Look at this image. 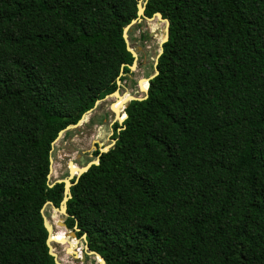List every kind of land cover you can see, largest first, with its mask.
<instances>
[{
  "label": "trees",
  "instance_id": "16d2710c",
  "mask_svg": "<svg viewBox=\"0 0 264 264\" xmlns=\"http://www.w3.org/2000/svg\"><path fill=\"white\" fill-rule=\"evenodd\" d=\"M138 1L0 0V264H55L52 143L131 75ZM144 8L169 22L158 75L70 188L64 228L106 264H264V0Z\"/></svg>",
  "mask_w": 264,
  "mask_h": 264
},
{
  "label": "rangeland",
  "instance_id": "374dc122",
  "mask_svg": "<svg viewBox=\"0 0 264 264\" xmlns=\"http://www.w3.org/2000/svg\"><path fill=\"white\" fill-rule=\"evenodd\" d=\"M165 23L158 17L154 16L150 20H142L140 27L135 25L129 30L128 36L129 47L137 54V68L132 71L131 75L120 83L119 95L143 98L144 93L140 91L138 81L147 79L152 75L154 70L155 55L160 51V44L164 39ZM138 64H141V66ZM147 88V84H146ZM115 97H107L100 101L97 107L89 114L84 116L80 126L71 128L69 138H63L64 134L55 141L53 147V172L50 174L48 182L52 184L55 181H64L68 179L69 163L79 168L84 167L89 160L93 159V152L100 150L103 146L111 144L112 135L115 125L119 123L111 110V105L115 102ZM120 106L121 117L124 115L123 107ZM101 145V147H100ZM92 162V161H91ZM44 216L47 224L51 227L52 233H62L64 236L75 242V248H69L59 241H52L53 251L57 254V260L61 264H99V260L87 255L84 263L81 260L85 252L84 242L82 239H74L70 236V231L59 226L63 223L64 216L59 214L51 207H46ZM76 254H75V253Z\"/></svg>",
  "mask_w": 264,
  "mask_h": 264
},
{
  "label": "water",
  "instance_id": "95a60500",
  "mask_svg": "<svg viewBox=\"0 0 264 264\" xmlns=\"http://www.w3.org/2000/svg\"><path fill=\"white\" fill-rule=\"evenodd\" d=\"M142 1H143V3H142ZM146 2H147V0H140V1H138V5H137V19L131 21V23H130L129 25H127V26L124 28V31H123V39H124L125 44H126V49H127V51H128L129 53H131V55H132L133 58H134V63H133V65L130 67V70H131V71H134V70L137 68V63H136V62H137V54H136V52L133 51V50L129 47V45H128V35H127V33H128V31H129L134 25L140 23L142 20H150V19H148V18H146V17L144 16V10H145L144 6H145ZM155 16L158 17L160 20L164 21V23H165L164 39H163V41H162L161 44H160V51H159V53H158V56L156 57V60H157V59L159 58V56L162 54V45H163V44L167 41V39H168V27H169V22H168L167 20H163V19L161 18V15H160L159 13L155 14ZM151 19H152V18H151ZM156 65H157V62L155 61V63H154V68L156 67ZM157 75H158V72H157V70L155 69V73H154L153 76H150V77L147 78V79H141V80L138 81V85H139V89H140V91H142V92L145 94L144 97H143V98L129 97V99L124 100L123 103L121 104V106L123 107V110L125 109L126 104L129 103L130 101H142V100L146 99V97H147V92H148L147 89H148L149 81L152 80V79H153L155 76H157ZM141 83H146V84H147V88H146V89H143V88L141 87ZM117 85L120 86V82H119V81L117 82ZM107 97H115L116 99H118V98L120 97V95H119V89L116 90L114 93H112V94L106 96L105 98H107ZM105 98H104V99H105ZM104 99H103V100H104ZM101 101H102V100H101ZM99 102H100V101H97V102L95 103L94 107H93L91 110H89L88 112H86V114L91 113V112L97 107V105H98ZM111 110L113 111V113H114V115H115V117H116V119H117V121H118L119 123H121V122H123L124 120L127 119V115L124 114V117L122 118V117H121V113H120V111H118V113H117V112L113 109V105H111ZM123 113H124V111H123ZM86 114H85V115H86ZM85 115H83V116L81 117V119H80L75 125L68 126L64 131L60 132V133L58 134L57 139H56L55 141H57V140L61 137V135L64 134L65 131H68V130H70V129L73 128V127L80 126V124L82 123V121H83ZM121 118H122V119H121ZM55 141L52 143V147H53ZM114 143H115V141H112L111 144H109V145H107V146H103V147L99 150V152H100V153H106V152H107V151L113 146ZM100 147H101V145H100ZM49 163H50V166H49V174H48V176H47V180L50 179V174H51V172H52V163H53L52 158L49 159ZM71 164H72V162L69 163V172H68L69 174H68V179H66V180H64V181L58 180V181L53 182V183L50 185V187H52L53 185H55V184H57V183H63V184H64V198H63V200H62V203H61L60 208H55L50 202H47V203L43 206V208L41 209V211H40V213H41V215H42V219H43L44 227H45V229H46V231H47V233H48V237H47V240H46V246H47V248H48L49 255H50L51 257H53L55 264H61V263L57 260V256H56V254L52 251V250H53V244H54V243L51 241V237H50V233H51L52 230H51V227H50V226L48 227V226L46 225V223H45V222H46V218H45V216H44V210H45V208H46L47 206H49V207H51L52 209H54L55 211H57L59 214L63 215L64 217H68V214L66 213V209H67V207H66V203H67L68 199L70 198V188H71V187L77 182V180L80 178V176H81L82 174H84V173H85V172H86V171H87L92 165H98V158H97L96 160L92 161V162H89V163H88L87 165H85L84 167H81V168H79V169L76 168V171L74 172V174L72 173V170H73L72 167H70ZM72 179H75V182H74V183H71V180H72ZM59 226L64 227V224H63V223H60ZM76 231L78 232L79 230L76 229ZM70 236H71L72 238L76 239V236H75L74 233H70ZM81 239H82V241L84 242V248H85V252L82 254V257H81L82 262L84 263L85 255H92V256L96 257V258H97L102 264H106L105 261L103 260V258H102L100 255H98V254L95 253V252H91V251H89L88 246L86 245V237H85V235H83ZM74 253H75V252H74ZM75 254H76V253H75Z\"/></svg>",
  "mask_w": 264,
  "mask_h": 264
},
{
  "label": "bare ground",
  "instance_id": "6f19581e",
  "mask_svg": "<svg viewBox=\"0 0 264 264\" xmlns=\"http://www.w3.org/2000/svg\"><path fill=\"white\" fill-rule=\"evenodd\" d=\"M141 87L143 89H146V83H141ZM129 95L128 96H121L115 100V102L113 103V109L118 113V111H120V106L121 104L123 103L124 100L126 99H129ZM122 108V107H121ZM53 166H54V163H52V172H53ZM70 167H72V173L74 174V172L76 171V168L79 169V167L75 166L74 164L71 165ZM46 225L49 227V225L47 224V222H45ZM53 231V230H52ZM50 233V237H51V241H59L60 243L64 244V245H67L69 250L68 252L71 250V247L75 248V242H73L72 240L66 238L62 233ZM54 232V231H53ZM55 243V242H54ZM53 251V250H52ZM54 252V251H53ZM57 255V254H56ZM99 264H102L100 261H99Z\"/></svg>",
  "mask_w": 264,
  "mask_h": 264
}]
</instances>
